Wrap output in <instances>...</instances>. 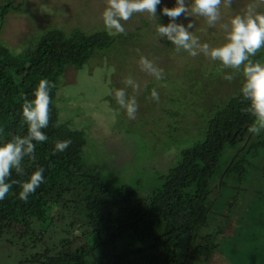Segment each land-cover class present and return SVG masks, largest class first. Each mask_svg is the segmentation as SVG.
Instances as JSON below:
<instances>
[{
  "label": "trees",
  "instance_id": "obj_1",
  "mask_svg": "<svg viewBox=\"0 0 264 264\" xmlns=\"http://www.w3.org/2000/svg\"><path fill=\"white\" fill-rule=\"evenodd\" d=\"M10 10L20 11L19 4L14 5L12 0L0 3V28ZM129 36L127 33L109 36L104 28L87 32L76 26L64 32L52 27L25 41L15 52L0 40V143L27 134L21 118L24 98H33L41 79L55 83L50 92L49 126L42 129L48 140L36 143L35 163L28 165L25 159L24 175L13 170L7 181L24 182L42 166L44 182L27 202L18 198L19 184H13L9 194L0 201L2 241L8 248H14L15 243L4 237L8 233L34 239L60 214L63 217L59 219L68 221L61 225L63 236L59 245L56 249L44 246L41 253L30 252L35 247H27L24 257L28 262L200 264L217 249L232 257V264H264V231L250 229L257 227L256 220L246 219L249 226L238 220L233 237L218 239L219 224L227 219V212L231 213L239 193L247 198L244 211L251 214L260 209V216L264 218V172L258 163L264 159V132L252 136L247 131L253 117L242 112L248 102L240 93L241 74H234L230 94L206 119L202 139L180 150L173 165L162 171L159 183L148 193H142L132 183H111L100 173L99 164H85L82 160V148L86 146L84 130L93 132L88 130L91 118L85 117L76 124L70 117L60 120L53 103L57 87L66 68L80 69L95 52H110ZM251 59L264 63V50ZM212 68L209 78L216 81L219 74L215 70L220 73L222 69L219 63ZM228 72L226 69L220 74L222 77L233 74L231 69ZM59 90L57 99L65 100L66 95L59 94ZM107 98L110 102L114 99L110 95ZM72 102L67 101L69 105ZM169 129L172 127L168 126ZM116 131L117 136L109 134L106 139L111 142L117 137L120 139L117 128ZM125 132L138 137L137 133ZM69 139L71 144L65 151L54 152L57 141ZM121 140V149L131 150L126 156L132 165L133 147ZM108 164L105 162L103 166ZM261 196V205H258ZM240 226L250 231L248 237L245 234V240L239 239ZM256 232L259 237L254 235ZM72 239L81 244L68 249ZM246 243L252 245L247 250L240 248Z\"/></svg>",
  "mask_w": 264,
  "mask_h": 264
},
{
  "label": "rangeland",
  "instance_id": "obj_2",
  "mask_svg": "<svg viewBox=\"0 0 264 264\" xmlns=\"http://www.w3.org/2000/svg\"><path fill=\"white\" fill-rule=\"evenodd\" d=\"M3 1L0 0V3ZM12 2L14 5L19 4L20 11L10 10L5 15L0 28V40L14 52L20 50L25 41L38 36L48 28L56 27L64 32H69L76 26L87 32L104 28L100 15L106 6L105 0H12ZM251 2L252 0H234L230 8L222 3L220 21L215 27H208L202 17H181L176 21H170L162 14L161 9L174 7L175 0H161V4L157 6L156 20L143 13L135 14L129 21L122 22L126 33L130 34L126 42H118L116 48L110 52H95L80 69L66 68L53 103L60 120L70 117L68 119L76 124L85 117L91 118L88 130H93L97 135H93L91 131L90 134L93 136H90L83 129L86 146L82 148L81 156L85 164L93 162L99 164L100 173L111 183H132L144 194L153 189L154 185L159 183L158 177L162 171L173 165L178 152L202 139L206 119L214 108L224 101L226 95L228 97L234 87L233 80L227 81L220 74H224L226 69L225 71L222 69L220 73L215 70L219 75H216V81L215 78L210 81L212 67L219 62L211 61L203 55L191 57L187 52L177 53L175 46L165 37L157 38L156 24L166 25L173 22L186 26L191 21L195 27L189 31L196 35L201 43H208L213 47L221 46L225 43V31L220 25L226 24L232 16L241 14ZM185 3L189 4L190 0H185ZM258 12L264 14V8L258 9ZM141 56L163 69V80H156L141 71L138 63ZM113 67L114 73L111 72ZM228 71L229 69L227 73ZM129 76L141 85V91L137 96L139 105L137 118L129 120L123 110H120L116 122L112 123L111 112L119 106L114 99L110 102L106 91L109 88L113 90L125 88L124 80ZM145 84L147 87H144ZM153 88L159 93V102L150 99ZM58 89L59 94L66 95L65 100L57 99ZM126 91L129 96L134 94L131 88H126ZM171 97L173 99L170 101ZM66 100L73 102L69 105ZM168 126L172 129L168 130ZM116 128L120 132V139L117 137L111 142L106 137L109 134L117 136ZM112 129L115 131L110 133ZM125 131L137 133L138 137L129 136ZM121 138L126 140L127 145L133 147L132 165L126 156L131 150L121 149L123 145ZM105 162L109 163L107 167L103 166ZM258 163L264 172V159ZM261 198L262 196L257 202L258 205H261ZM246 200L244 195L240 193L237 195L231 213L227 212V219L221 220L219 224L218 239L233 237L239 221L246 226V219L249 218L256 220L259 225L250 229L264 231V218L260 216V209L251 214L245 212ZM217 210L219 209L216 207ZM60 216L63 217L57 214L49 228L41 231L34 239L6 234L4 237L15 243L14 248L5 246L7 244L0 237V264H35L28 262L24 257L27 247H35L31 248L30 252L37 253H41L44 246L56 249L59 239L63 236L61 225L68 221L67 218L59 219ZM249 225L248 222L247 226ZM248 233L250 234L248 229L240 226L239 239L245 240ZM254 235L258 236L257 232ZM233 241L238 242L236 239ZM79 243L81 244L78 240H70L68 249L78 246ZM251 245L246 243L240 248L247 250ZM185 253L188 254L186 251ZM232 263V257L225 256L217 249L210 253L206 262H200V264Z\"/></svg>",
  "mask_w": 264,
  "mask_h": 264
},
{
  "label": "clouds",
  "instance_id": "obj_3",
  "mask_svg": "<svg viewBox=\"0 0 264 264\" xmlns=\"http://www.w3.org/2000/svg\"><path fill=\"white\" fill-rule=\"evenodd\" d=\"M234 0H175L174 7H163L161 12L170 21H176L181 17H202L208 27H215L221 19V5L230 8ZM161 0H105V7L100 15L101 22L109 36L126 34L122 22L129 21L135 14L146 13L157 19V6ZM264 8V0H252L241 14L232 16L226 24H221L225 31V43L221 46H210L201 43L200 39L189 29L195 25L189 21L186 26L181 23L169 22L166 25L156 24L155 33L157 38L163 36L175 46L177 53L187 52L189 56L203 55L211 61L219 62L221 69H231L233 74L224 75V79L232 81L234 74L239 73L243 77L240 93L247 106L242 109L243 113L253 117L252 124L247 131L252 136L264 132V63L254 62L255 57L264 48V14L258 9ZM141 71L151 75L156 80L164 79L163 69L158 68L152 61L144 56L139 59ZM115 72V68L111 69ZM125 88L108 89L107 95L113 96L118 109L111 112L112 123L116 122L120 110L127 119L135 120L138 112L137 96L141 91V85L131 76L124 80ZM144 87H147L145 84ZM55 88V83L48 79H41L31 100L26 97L21 106L22 126H27V134L23 137L16 135L10 141L0 143V201L4 200L13 187L20 185L18 198L27 202L28 197L35 193L36 189L44 182L45 169L37 167L29 178L20 182L13 180L7 182L13 170L18 175L25 174V159L28 165L35 163L36 143H44L48 140L42 131L49 126L50 105L52 103L50 92ZM126 88L133 89V95L127 94ZM150 99L159 102V93L153 88ZM58 126V125H57ZM2 131V129H0ZM35 142V143H34ZM71 144V140L57 141L54 152H63Z\"/></svg>",
  "mask_w": 264,
  "mask_h": 264
}]
</instances>
